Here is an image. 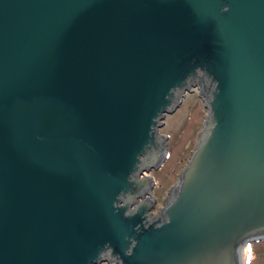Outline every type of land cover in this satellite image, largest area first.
<instances>
[{"label":"water","instance_id":"95a60500","mask_svg":"<svg viewBox=\"0 0 264 264\" xmlns=\"http://www.w3.org/2000/svg\"><path fill=\"white\" fill-rule=\"evenodd\" d=\"M198 71L205 128L154 213ZM260 239L264 0H0V264H239Z\"/></svg>","mask_w":264,"mask_h":264},{"label":"rangeland","instance_id":"374dc122","mask_svg":"<svg viewBox=\"0 0 264 264\" xmlns=\"http://www.w3.org/2000/svg\"><path fill=\"white\" fill-rule=\"evenodd\" d=\"M202 128L205 127L195 90L181 96L174 114L163 117L162 132L168 137L165 157L156 170L145 173L146 179L153 182L151 195L155 206L162 207L166 202L167 188L174 187ZM153 211L157 212L155 209ZM237 260L239 264H264V239L245 243Z\"/></svg>","mask_w":264,"mask_h":264},{"label":"flooded vegetation","instance_id":"af4514ba","mask_svg":"<svg viewBox=\"0 0 264 264\" xmlns=\"http://www.w3.org/2000/svg\"><path fill=\"white\" fill-rule=\"evenodd\" d=\"M187 86L189 87V88H193V90L192 91H198V93H199V91L203 94V95H205L206 97H208V95H209V93H210V87H211V80L208 78V77H206L203 73H202V71H198L196 74H194L193 76H191L189 79H188V82H187ZM191 91V92H192ZM176 94L177 93H181V90L180 89H178V90H176V92H175ZM187 93V92H186ZM153 171V170H152ZM151 173V172H150ZM149 173V174H150ZM139 202H141V200H135V202L134 203H139ZM161 207H157V206H155V210L156 211H159V209H160ZM154 212V211H153ZM108 254H105V256H107ZM105 264H107V263H105ZM115 264H117V263H115Z\"/></svg>","mask_w":264,"mask_h":264},{"label":"bare ground","instance_id":"6f19581e","mask_svg":"<svg viewBox=\"0 0 264 264\" xmlns=\"http://www.w3.org/2000/svg\"><path fill=\"white\" fill-rule=\"evenodd\" d=\"M241 249L238 250V254L240 255Z\"/></svg>","mask_w":264,"mask_h":264}]
</instances>
